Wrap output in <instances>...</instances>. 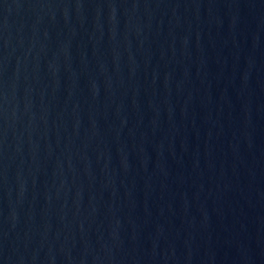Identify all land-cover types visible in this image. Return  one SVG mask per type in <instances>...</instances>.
Returning <instances> with one entry per match:
<instances>
[{
  "label": "water",
  "instance_id": "water-1",
  "mask_svg": "<svg viewBox=\"0 0 264 264\" xmlns=\"http://www.w3.org/2000/svg\"><path fill=\"white\" fill-rule=\"evenodd\" d=\"M0 264H264V0H0Z\"/></svg>",
  "mask_w": 264,
  "mask_h": 264
}]
</instances>
